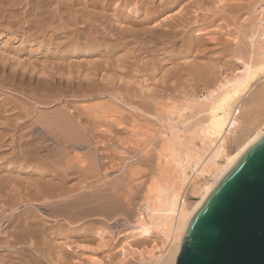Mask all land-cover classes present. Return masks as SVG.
Here are the masks:
<instances>
[{
    "label": "rangeland",
    "instance_id": "obj_1",
    "mask_svg": "<svg viewBox=\"0 0 264 264\" xmlns=\"http://www.w3.org/2000/svg\"><path fill=\"white\" fill-rule=\"evenodd\" d=\"M2 1L0 0V3H3L0 5L1 10H3V11L0 10V21H1L0 22V53H1L0 56H2L1 57L2 59L0 58L1 59L0 60V64H1L0 65V71H1L0 72V74H1L0 75V91H1L0 92V103L2 104L4 102L3 104L5 105L6 108L3 107L4 105L1 106V104H0V113H1L0 114V124H1L0 125V137L1 136L4 137V138L3 137L0 138V147H1L0 148V153H1V155H0V160H1L0 161V166H1L0 167V174L2 173L0 176L2 177V180L6 178L4 180L5 182H6V180H8V183L6 182L7 184H10L9 182L11 180L12 187L9 185L5 186L4 184H6V183L4 181L0 180V191L3 189L0 192V202H1L0 203V214H1L0 218L1 217L3 218V219L2 218L0 219V226H1L0 230L3 231V234L0 235V238H6L9 231L13 230L12 228L9 229L7 227V225H8L7 219L12 214V212L10 211L12 206H15V204H18L20 202L17 206H15V208H18V209H16V212H14V213L20 212V214H23L25 216L27 214V211H28V208L27 209L25 208V205L21 203L20 199L24 195V192L26 191V188L28 187V185L33 182L32 177H34V173H33V171L29 172L30 170H33V168L30 165L29 170H28V168L22 169L23 167L19 163L10 162L13 159L16 160V155H17V153H19L18 149L21 148L22 143L27 141L25 138L22 139V141H21L20 136H19V135H21L20 133L23 130H25V128H28V127H25L24 129L20 128L21 126L22 127L25 126V125H23V122H29V124H30L29 120L36 121L37 116H39V114L37 115V113L43 114L44 111H46V113H48V116H49L50 112L51 113L57 112L56 110L58 109L57 108L58 106H59V108L63 107V106H67L69 109H71V110L73 109L72 111H74V109H77L78 111H82L83 108L89 107L88 105H90V107H92V106L96 105L97 103L99 105L102 104L103 106L106 107L107 110L111 111L109 113L110 117L113 114H115V115H113L115 117L117 115H118L117 117H119V115H121L122 120L120 119L121 122H119V124H118V123H112L113 119H106L105 116L103 117V119L100 118V122L101 123L103 122L104 124L106 123L107 126H103L104 129H102V128L99 130L93 129V130H95V132H94L95 138H92V140H87L85 142L76 143L79 146L81 144H83V145H81L80 148L76 147V149L68 147L65 150L64 147H67L65 145V143L63 144V142L60 140L62 143L61 144L60 141L57 139L55 140V143L49 139H46V141L43 140V141H39V142H37V140H33L31 142L32 146H34V147L41 146L42 150H43L40 152V155L42 157L41 161L45 162L46 166H44L42 168L43 170H41L40 172L44 173L46 171L47 172L48 171H50V172L56 171L57 173H61V172L64 173L65 171H68V172L64 173V175L69 174L67 177V181H66V187H70V188L75 190L70 195L71 198H73V199L78 198L79 196L83 195V192H85V193H87L86 195H88V196L89 195L91 197L93 195L96 196L95 198L94 197H92V198L88 197L90 199L97 200L100 197H102L101 199H102L103 203L107 199L109 202L106 201L105 203H107V204L104 203V207H105L103 209L104 214H103V210H102L101 214L89 215V216L85 217V219H83L81 221H75L74 223H72L73 224L72 226H69V227H73L72 230L77 231V232H79V231L83 232V230H85L86 231L85 234L79 235V233H76L73 236H71L72 238L70 237L71 239H66V240L63 239L62 237H56V238L51 237L47 241L45 239L46 242H48V241L49 242L48 243L44 242L45 246L44 245L41 246L42 251H38L37 248L30 249L27 247L25 250H17V249L8 250L10 252H8V251L5 252L6 251L5 249H1L0 250V257H2L3 255L9 256L10 257L9 259L12 258L11 259L12 264H28L29 262H32V261L34 263H36V261H37V262H39V264H42V263L43 264H132L133 263L134 264V263H137V260L142 259V257H147L148 253L153 254L156 251H163L164 243L162 242V239L157 234H155L150 239H145V240L142 239V240H138V241L133 240L131 238H127V237H128V233L130 231L128 224H132V222L134 220L135 207L138 205V203L141 202V199L143 198V195L145 194L148 185L151 184L152 181H156V182H154L156 184L161 183L163 181V176H166L168 174V171L170 170L168 167V168H165V172H164L163 164L162 165L160 164L163 162V159L162 158L159 159V154L162 151V143L164 142V138H163L162 134L166 133V130L169 129L170 124H171L165 118H167L171 112H174L173 114H174L175 118H173L172 124L175 121L179 122V124L176 125L177 128H175V130H177L180 126V129H178V130H181V131L183 130V132H187V133H184L185 135L183 137V142L185 140H187V142H188L190 140V138L192 139V136L188 135V132H189L188 130H192L194 127H196L201 122H205L207 119V116L205 115L206 113L205 114L201 113L199 115L197 109L193 108L192 109L193 112H192V110H188L186 112H183V113H185V115L182 114L183 117L178 120L177 119V113H178L177 111L178 110L174 111L175 110L174 109V110L170 111V108L172 109V107L176 108L179 106V108H180V106H182V107L187 106V104L184 102H187L189 100H201L203 98V96L206 95V92L211 91L217 87L218 82H221L223 80V77H225V76H227L228 78L233 77V75L238 72L237 70L242 65L241 64L242 61L238 60V59H246L248 57V54L250 53L249 52L250 50L247 47L248 45H246V43L248 42L247 38L249 35L248 31L250 30L249 27L252 26V24H250L251 23L250 18L253 19V17H252L253 15H251V14H254V9L257 8L256 5L259 6L261 4L257 3V4H255V8H253L254 7V1L253 0H186V2L184 1L182 4H180V6L178 8L168 10L167 13H165V15H163V17H161L157 22L158 24H159V22H163V23L171 22V27L173 25V28H170V29L166 28L164 30H170L169 33H173L175 31H178V32L180 31L179 32L180 34L177 32V36L179 39L175 40L176 42L174 41L175 42L174 45L169 44L165 51L158 53L159 55L152 54V56H153V59H152V58H149L151 56V54H148V56H149L148 57L146 53L138 51V48H139L138 44H135V45L131 44V50L128 49V51H127V49L125 51V50L121 49L122 47L121 48L118 47V48H116V49H118L117 53H116V50L114 48L115 55L112 56V55L107 54L111 58H108V56L104 53L105 50L109 49V47L108 48L106 47L107 45L104 43V41L102 39H104L106 37L107 38L112 37V34L114 33L113 30L116 27L121 28V27H119L120 26L119 22H116V18L113 17V10L117 9L119 7L120 2H118L119 4L116 2V6L113 5L115 7L111 6V8H110V7L106 6V9H108V10L102 11V9L100 7L95 8V9H94V7L91 8V6H92L91 0H89V1L88 0H83V1L82 0H78V1L77 0L76 1L75 0H73V1L72 0H35L34 2L36 3V5L34 6V4H30L29 7H28L29 3H27V0L26 1L25 0L24 1L19 0L16 3L13 2L14 0H5L4 2H2ZM21 2L22 3L24 2V3L22 4ZM37 2H39V5L37 4ZM42 2H44V3L48 2L49 4L50 3H52V4H50V5L47 4L46 6L44 5L42 8L38 9L37 7L41 6ZM59 3H64L65 6L62 8H59ZM24 4H25V7L27 9L24 6L22 8V5H24ZM79 4H81L82 6ZM185 5H186V7H185ZM17 6H19L20 8ZM9 9L11 10V12ZM57 9H58V11H57ZM93 9H94V11H93ZM99 9H101V10H99ZM22 11L25 15L23 13H22L23 15L21 14ZM170 11H172L171 14H170ZM27 12H29V13H27ZM53 12H55V13H53ZM66 12H69L70 15H68ZM14 13H16V14L19 13V14L16 15ZM12 14L15 15L16 19L14 18V16ZM101 14L102 15L106 14L110 18V22L107 21V23L104 24V26H102L101 22H100V19L104 21ZM26 15H28V16H26ZM72 16L74 18L76 17L75 18L76 22L73 23V24H76V26H77L76 28H75V25L71 24V22L69 23V21H75V20H73L74 18L72 19ZM9 17H10V20H9ZM25 17H27V19ZM30 17H32V18H30ZM58 17H59V19H58ZM64 17H65V19H64ZM89 17H91V18H89ZM171 17L173 19H171ZM176 17H178V18H176ZM66 18L68 19V21L66 20ZM69 18H70V20H69ZM180 18H181V20H179ZM38 19L40 21H38ZM166 19H168V20H166ZM174 19H176V20H174ZM6 20H8V21H6ZM17 20H19V21H17ZM186 20L188 22L187 24H185ZM84 21L87 22L85 25H84ZM88 21L90 23H88ZM176 21H177V23H179V25H184V26H177L176 25L177 23H175ZM181 21H182V23H181ZM5 22L6 23L10 22L11 24H13L15 22L13 24L15 27H12L13 25H11L9 23H8L9 24V26H8ZM67 23H69V25ZM157 23H150L149 25H150V27H152V26L156 27L158 25ZM173 23L175 24V27H174ZM2 24L3 25L6 24V25L3 26ZM46 24H47V26H46ZM149 25H148V27H149ZM36 26H37V28H36ZM198 26L203 31L201 32V35L199 34L197 36V33H195L194 28H196ZM247 26H249V27H247ZM92 27H93V29H92ZM181 27H182V29H181ZM108 28H110V31L112 34L110 33ZM122 28H123V25H122ZM174 28H177V29H174ZM128 29L131 30L130 26L126 27V30H128ZM28 31L30 32V34ZM108 31H109V33H108ZM76 32H80V33L85 32V34L83 35V38L80 39L81 40L80 41L81 46L79 48L81 50L85 49L84 45L82 46V44H84V42L88 38V35H91V34L96 33V32L100 33L98 35V43L97 44H99V43L102 44V45H100L101 47L98 49L97 45H95L96 46L95 51L85 49V51H87V53L80 51V49H78L79 52H77L78 50H75V51L69 50V49H72L68 46L76 38ZM105 32H107V33H105ZM31 34L32 35L35 34V35L32 36ZM17 35H19V36H17ZM51 35H53V36H51ZM20 36H22V37H20ZM92 36H95V35L93 34ZM58 37L62 40L57 39ZM190 38L192 40H190ZM28 41H31V42H28ZM5 42H7V43H5ZM193 42H195V43H193ZM196 43H199V44H196ZM200 44H201V46H199ZM202 45H203V47H202ZM38 47H40V48H38ZM45 47H48V48L46 49ZM133 47H134V49H133ZM197 47H199V48H197ZM53 48H54V51H52ZM66 48L68 49V51H64V50H66ZM242 48H243V51L240 50ZM37 49H39V50H37ZM135 49H137V51L139 52V53L137 52L138 54L136 52H134ZM43 50H44V52H43ZM101 50L102 51L104 50V51L100 53ZM15 51H17V52H15ZM6 52H7L6 55L10 54V55H8L9 56L8 58H6V55H5ZM75 53H77V54H75ZM142 53L146 54V55H143ZM3 54L5 55L4 61H3V56H4ZM101 54H104L107 57L102 56ZM168 54L170 57L168 56ZM14 56H15V58H14ZM45 56H48V59ZM114 56H116L119 59L115 58ZM11 57H12V61L15 60L14 62L17 64H14V62L12 63V61L10 60ZM147 57L149 58V60ZM13 58H14V60H13ZM58 58H60V59H58ZM103 58L107 59V60L110 59V60L107 62V60L104 61ZM201 58H203V59H201ZM112 59H114V60H112ZM171 59H172V61H171ZM173 59H175V60H173ZM204 59L206 62L204 61ZM30 60H31V62H30ZM150 60H152V62H149ZM153 60L158 61V62H156L154 64ZM202 60L204 61L203 64H202ZM18 61H20L19 62L20 65L18 64ZM26 61H28V62H26ZM51 61H54V62H51ZM58 61H62L64 63L60 62V64H58L59 63ZM167 61H170V63H168ZM210 61H215L216 64L213 62L211 63ZM43 62H45V63L43 64ZM55 62H57V63H55ZM67 62H69V63H67ZM113 62H116V63H113ZM163 62H164V64H163ZM172 62H174L173 65H172ZM104 63H106V64H104ZM111 63H112V65H111ZM197 63L199 65V67H198V65L196 67ZM199 63L201 64V68H200ZM204 63H206V64L209 63L208 66L210 65L211 67L209 66V69H208L207 68L208 66L207 65L204 66L205 65ZM2 64H4V66ZM9 64L10 65L14 64V67L12 65L10 66ZM21 64L22 65L24 64L25 66L23 65V67H21L22 66ZM39 64H40V66H41V64H43V65L40 67ZM62 64H63V66H62ZM191 64H192V67L190 66ZM193 64H195V66ZM28 65H30V66H28ZM106 65H108V67ZM116 65L118 66V68L116 67ZM148 65H150V67L153 68L152 70H155L156 72L151 71L150 70L151 68L148 67ZM9 66H10V69H9ZM15 66H16V68H15ZM35 66L38 70L42 69V67H43V69L40 70V72L43 71V72H41L42 75L40 74V72L37 69H35ZM102 66H104V68ZM112 66H114V67H112ZM187 66H189L190 69L189 70L187 69V71H186V69H184V67L189 68ZM230 66H231V68H230ZM26 67H28V68L30 67L31 69L34 67L35 70L33 69L34 70L33 71L29 68L30 71H28L29 69ZM165 67L167 68L166 69L167 72L165 70ZM226 67H227V69H226ZM4 68L7 70H4ZM23 68L25 69V71H28L30 73V75H28V72L27 73L24 72ZM115 68L118 71H115L116 70ZM155 68H157V69H155ZM191 68L192 69H194V68L199 69L200 68L199 71L202 69L199 74L200 75L204 74L203 75L204 77L202 76L203 80H202V78L200 79L201 76L199 77V80L197 79L199 74L192 75L191 72L195 73L194 72L195 69L192 70ZM74 69H76V71ZM158 69L161 71H159ZM204 69H206V70H204ZM207 69L209 70V72ZM228 69H229V71H228ZM8 70H11L10 71L11 76L14 75V74H11V72H13V73L16 72L15 77L16 78L18 76L19 77L17 79L15 77H11L10 79H12L13 82L9 81L8 78L10 77V75H9ZM50 70H51V72H50ZM54 70L56 72H54ZM77 70L79 72L83 70L82 72L84 75L81 72V75H82L81 76L80 73L77 72ZM93 70L96 72H94ZM162 70L166 72V73L163 72V75L161 74ZM175 70H177V71H175ZM7 71H8V73H7ZM18 71H19V73H18ZM31 71L33 73V76H31L32 75ZM85 71L88 72L89 74H87ZM91 71L96 75L91 73ZM199 71L197 70L196 72L198 73ZM206 71L208 74L205 73ZM211 71H213V72H211ZM23 72H24V74H23ZM46 72H50L51 77L49 75H47ZM52 72H54L55 74L52 75L53 74ZM62 72H63V75H62ZM71 72H72V74L74 72H76V73H74V76H73L72 74H70ZM103 72L104 73L106 72V73L104 74ZM158 72H160V73H158ZM110 73L115 74V76L109 75ZM22 74L24 75V77ZM56 74L57 75L59 74L58 76L62 75V77L64 78V82H63L62 77H58ZM100 74H102V77ZM166 74H168V75H166ZM219 74H221V75H219ZM68 75H72V76L69 77ZM89 75L94 76L95 79L93 80V77L90 78ZM209 75L211 77L208 79ZM214 75H217L219 77V80H218L217 76L215 77ZM5 76H7V77H5ZM52 76L56 77V78L53 77L55 80L52 79ZM80 76L83 77L84 79H81ZM88 76H89V78H86ZM107 76L109 79L107 78ZM111 76H114L113 78L116 80V82H114V79H112ZM127 76L130 78V81H129V78ZM205 76H207V77H205ZM25 77L28 79L26 80ZM48 77H49V79H51L52 83H54L55 81H57V82H55L54 84H51ZM123 77H124V79H123ZM213 77H215V79ZM6 78H7V80H5ZM35 78H37V80ZM70 78H72L73 81H71ZM85 78H86V81H88L90 79L89 81H91L92 83L95 80H97L95 82H98L99 80L100 81L98 82L99 84H95V82H94L92 85L91 82H89V83L86 82ZM121 78H122L123 82L121 81ZM159 78H161L160 79L161 82H159L157 80ZM162 78L163 79L165 78V79L162 80ZM194 78H196V80H194ZM43 79H46L47 81L43 80ZM56 79H60V80H56ZM204 79L206 82V84H204L205 86L203 85V83H205V82H203ZM19 80L21 82L23 81L22 82L23 84L19 83L20 82ZM33 80L35 82H40L42 80L40 82V84L38 83V85H40V86L38 87L37 83L33 84V83H35ZM68 80L71 82H68ZM137 80H139V82ZM211 80H216V81L211 82ZM30 81L31 82L33 81V82L30 83ZM48 81H49V83H48ZM60 81H61V83H60ZM77 81H80V82H77ZM82 81H85V82H82ZM155 81H156V83H154ZM162 81L165 83H162ZM169 81H171V82H169ZM194 81H197V82L199 81L198 84H197V82H195L196 87L194 86L195 85L193 83ZM135 82H138L139 84H137ZM151 82H152V84H151ZM157 82L160 84H158ZM201 82H202V84H201ZM257 82H258V80H256V82L253 84L256 85ZM14 83L15 84L19 83V88H20L21 92H20V90H18V92H17V91H14V89H12L13 88L12 85ZM56 83L59 84V86ZM77 83H79V84L83 83L85 86H87L89 88L85 87L83 84H81L82 87H80ZM90 83H91V86H90ZM109 83L112 86H110ZM115 83H117V84L119 83L120 85L116 84V86H115ZM130 83H131V86H130ZM142 83L144 86L142 85ZM28 84L29 85L31 84L30 87ZM41 84H42V86H41ZM67 84L69 86H71V84H72V86L71 87L67 86V87L63 88ZM87 84H89V85H87ZM100 84H102V85H100ZM135 84H137L136 87L134 86ZM76 85H77V87L79 86V88H78L79 90H76L77 89ZM119 86H121V88L118 89ZM128 86H130L131 89H133L134 87L136 88V89L135 88L133 89L135 92H133V93L131 92L129 96L127 94H125V91H124V87L126 88ZM152 86L155 88L152 89ZM156 86H157V88H156ZM27 87H29V88H27ZM104 87H107L110 90L107 92L113 91V94L118 99L116 100L113 96H110V95L109 96L105 95L103 97H99L96 100H93V98H88V97L97 95L96 93L91 94L93 88L98 93V91L102 90ZM193 87L195 88L196 91L194 90ZM198 87H201V88H198ZM72 88H74V89H72ZM209 88H211V89H209ZM38 89H39V91H38ZM154 89H158V90L154 91ZM28 90H31V91H29L30 93L28 92ZM161 90L162 91L164 90V91L161 92ZM65 91H68L71 95L70 94L69 95L63 94L62 92H65ZM153 91H154V93H153ZM166 92H168V93L166 94ZM174 93H176V94H174ZM20 94H21V96H20ZM29 94H32V95H29ZM62 94H63V96H62ZM135 95H136V97H135ZM137 96H139V97L137 98ZM140 97H142V98L144 97L146 99L147 103L143 104L146 106L142 105V100L140 99ZM166 97H168V98L166 99ZM25 98H27V99H25ZM5 99L9 100L11 102L3 101ZM99 99H101V100H99ZM134 99H136V101L139 103L138 104L135 103ZM59 100H61V101H59ZM65 100H66V104L64 102ZM115 100H116V102H115ZM128 100H130L129 101L130 103L132 101L133 102L130 104L128 102ZM164 100H165V102H168V103L166 104L165 102H163ZM62 101L64 103H62ZM89 101L92 103H90ZM101 101H104V102H101ZM170 101H171V103H170ZM26 102H28V103H26ZM106 102H108V103H106ZM172 102L174 104L176 103V107H174L175 105L174 106L172 105L170 107V105L173 104ZM7 103L10 106V107H8L9 109L7 108ZM38 103H42V106L44 105V103L45 104L49 103V105H48L49 109L50 108L53 109L55 107L53 109L54 111L53 110L50 111L51 109L49 110L48 107H42L41 104H38ZM110 103H111V105H110ZM121 103L123 105H126V104L132 105L131 107H136L138 105L140 107L142 106L140 109L145 111L147 115L143 116L142 114H140V112H133L129 109V107L127 105L126 106L128 108L123 106ZM161 103H163V104H161ZM134 104H136V105H134ZM147 104H150L152 106H150V105L147 106ZM159 104L162 106L160 107ZM13 105H14V108H13ZM27 105L29 107H27ZM119 105H120V107H119ZM166 105L168 106V108ZM32 106H34L37 109L39 108L37 113L32 111L33 110ZM82 106H86V107H82ZM151 107L153 108L154 111H156V113L151 111L152 110ZM154 107H155V109H154ZM24 108H26V109H24ZM42 108L45 110H43ZM46 108L50 112L49 111L47 112ZM119 108L120 109L125 108V111L123 112V110L121 111ZM136 108H138V107H136ZM162 108H164V109L166 108L165 109L166 113L164 112V109H162ZM145 109H147V110H145ZM12 110H16V111L13 112ZM162 110H163V112H161ZM41 111H43V112H41ZM75 112H77V111H75ZM2 113H4V114H2ZM13 113H14V115H13ZM33 113H35V114H33ZM151 113H153V114H151ZM10 114H11V116H9ZM45 114H44V117H45ZM129 114H130V116H129ZM197 114H198V116H197ZM16 115H18L19 117L17 116V118H16L15 117ZM32 115L34 117L36 115V120ZM155 115H158V116H156L157 118L152 117ZM190 115H191V117H190ZM48 116L46 114V117H48ZM131 116H132V118H130ZM8 117L10 120L4 119V118H8ZM10 117L11 118L14 117V118L11 119ZM40 117H42L41 114H40ZM126 117H129V118H126ZM133 117L135 119H133ZM193 117L196 119H194ZM1 118H3V119H1ZM137 118H138V120H137ZM190 118H191V120H190ZM15 119H16V121H15ZM192 119H194V120H192ZM197 119H198V123H196ZM11 120H13V121H11ZM123 120H125V121H123ZM139 120L141 122H139ZM1 121H3V122H1ZM132 121L134 123H132ZM18 122H20V123H18ZM127 122H130V123H127ZM29 124H27V125H29ZM36 125H37V123H36ZM38 125H40V124H38ZM1 127H3V128H1ZM37 127L42 128L44 131L46 130V128H43L41 125L35 126V129ZM33 128L34 127H32V129ZM106 129L110 130L111 132L110 133L105 132ZM27 130H29V128ZM27 130H25V131H27ZM128 130H130V131H128ZM47 132H49V131H47ZM160 133H161V135H160ZM15 134H17V135H15ZM116 134H117V136H116ZM49 138H50V136H49ZM184 138H186V139H184ZM5 140H7V141H5ZM56 141H57V143H59L61 145L58 146ZM114 141H116V142H114ZM6 142H8V143H6ZM1 143L4 145H2ZM119 143H120V145H118ZM193 143L197 147L201 146L199 140H195ZM51 144H52V146H51ZM7 145H9V146L7 147ZM4 146L6 147L5 149H3ZM9 147H11V148L13 147V148L11 149ZM47 148H48V150H47ZM232 149H233V146L231 144H229V150L231 151ZM2 150L4 152H6V154H4V152ZM7 150H9L8 151L9 153L12 150V153L9 155ZM14 150L16 151L15 152L16 154H14ZM57 150H59V151H57ZM99 150H104V151H99ZM43 152H45L46 154ZM58 152L59 153L61 152L60 156H59ZM2 153L4 155H2ZM47 153H48V155H47ZM56 153L58 154V156H57L58 158L57 157L55 159L53 158V160H54L53 162H48L49 160H45L44 156L50 157V155H52V156L54 154L57 155ZM66 155L68 158L70 156V160L68 158H66ZM87 155H88V157H87ZM110 155H111V161H110V157H109ZM62 156H65V157H62ZM73 156H77V157H73ZM71 157L74 158L73 161L71 160L72 159ZM1 158H4V160H2ZM63 158L68 159L67 162H65L66 165H67V163L71 165L72 162H75V164H77V165L76 166H75V164L71 165V166L68 165L69 167L65 168L66 165L62 164V163H64ZM78 158H79L78 163H80V164L76 163ZM66 159H65V161H66ZM55 161H56V163H54ZM58 161H59V163H58ZM81 161H86V163L85 162L81 163ZM8 162L10 164L13 163L12 166L10 165L9 167H7V164H9ZM60 162H61V164H60ZM108 162H110V163H108ZM16 164H18V165H16ZM104 164L108 165L109 168H108V166H106ZM60 165H62V166H60ZM105 166L108 168V170ZM14 168L19 169V171L17 169H16L17 170L16 171ZM11 169H13V171ZM166 169H169V170H166ZM23 170L26 173L22 172ZM3 172H4V174H6V173L7 174L4 175ZM18 172H22V173L18 174ZM74 172H75V174H74ZM16 173H17V176L19 175L18 177L16 176ZM31 173L33 174V176ZM76 173L78 175L79 174H81V175L78 176ZM2 175H4V176H2ZM22 175L23 176L25 175L27 180L29 179L28 181L31 183H29V182H27L29 184L24 183L23 181H26V178H24L25 176L23 177ZM27 175H28V177H27ZM188 175H191L190 172ZM5 176H9V179L12 178L10 176H13L14 178L9 180V179H7L8 177H5ZM15 176H16V178H15ZM161 176H162V178H161ZM21 177L24 179H22ZM48 177L49 176H46V178H48ZM88 177H89L90 181H89V179H87ZM97 177H98V179H97ZM104 177H107L108 179L104 178ZM17 178L19 179L18 181H20V182L16 181ZM93 178H95V179H93ZM14 179H16V180H14ZM48 179H51V178H48ZM102 179L105 181H103ZM156 179H158V180H156ZM21 180H23L22 181L23 183H21ZM92 180H94V181H92ZM96 180H97V182L100 180L98 182L99 184L96 182ZM15 181H16V183H19V184L14 183ZM102 181H103V183H100ZM3 182H4V184H3ZM93 182H95L96 184ZM15 184L17 185V187H21V188H17ZM21 184H23V186H21ZM24 184H26V187L24 186ZM3 185L5 186V188ZM81 185H82V187H81ZM86 185H88V187L89 186L90 187L86 188ZM158 185H160V184H158ZM84 186H85V188H84ZM21 189H23V190H21ZM81 190H83V191H81ZM113 193H115V194H113ZM77 194H78V196H77ZM100 194H101V196H100ZM104 194H105V197L102 196ZM106 194H107V196H106ZM98 195L100 197H97ZM18 196L19 197L21 196V197L19 198ZM72 196H75V197H72ZM113 197H116V198H113ZM52 201H57V200L52 199L51 201H49V203H51ZM106 207L109 209V214H108V212H106V211H108V210H106L107 209ZM38 214L41 215L40 212H38ZM41 218H44L46 220L51 221V219H49V217H46V216L44 217V215H41ZM78 222H80V223H78ZM50 223L51 222H49L47 225H51ZM69 227L63 226V229L65 228L64 231L68 230ZM3 228H5L6 230H4ZM74 228H76V229H74ZM96 230L103 232L102 233L103 236L101 238L95 234V233H97ZM6 231H7V233H6ZM71 232L72 231H69V233H71ZM86 237H87V239H85ZM57 238H59V239H57ZM83 240H85V241H83ZM31 241L33 243H37V242H40L41 239L32 238ZM80 241H81V244H80ZM61 242L66 243V244L67 243L71 244V246L74 245V246H72L73 248H75L78 245L77 246L78 248H76V250L77 249L78 250L76 251L74 249V251H71V252L68 251L67 255L69 258L65 259V257L67 255L65 254L64 249H63L64 253L62 254V256H63L64 260H62V256H58L60 254V252H58V250L56 248V246L62 244ZM83 242H84V244H82ZM126 242H129L130 247H128L125 244ZM51 246H53V248L54 247L55 248L50 249ZM20 247L21 246H19L17 248H20ZM79 248H81V249H79ZM124 249L127 250V252L125 254L123 252ZM3 250H4V252H3ZM24 251H25V253H24ZM5 253H6V255H5ZM14 254H15V256H13ZM36 254H38V256ZM64 254H65V256H64ZM23 257H26V259ZM43 259H44V262H43ZM152 259H153V257H152ZM26 260H28V261H26Z\"/></svg>",
    "mask_w": 264,
    "mask_h": 264
},
{
    "label": "bare ground",
    "instance_id": "obj_2",
    "mask_svg": "<svg viewBox=\"0 0 264 264\" xmlns=\"http://www.w3.org/2000/svg\"><path fill=\"white\" fill-rule=\"evenodd\" d=\"M2 1V0H1ZM5 0H3L2 2H4ZM19 0H14L13 2L16 3L18 2ZM22 1V0H20ZM24 1V0H23ZM26 1V0H25ZM35 0H27V3L28 4V7L30 4H34V6L36 5V3L34 2ZM73 1V0H72ZM76 1V0H75ZM78 1V0H77ZM83 1V0H82ZM89 1V0H88ZM186 2V0H91V8L94 7L95 8H101L102 11H107L108 9H106V6L110 7L115 5L116 6V2H120V5L117 9H114L113 10V17L116 18V22H119V27L121 28H115L113 31L114 33L112 34L111 31H110V28L109 31L110 33L112 34V37L110 38H104L102 39L104 41V43L107 45L106 47L109 49L108 50H105V54L107 55H115V50H116V53H117V50L116 48L118 47H122L121 49L125 50L128 49L131 50V44L135 45V44H138L139 45V48H138V51L139 52H143V53H146L147 56L148 54H157L159 55L158 53L162 52V51H165L168 47L169 44H173L176 42L175 40H178V36H177V32L178 31H175L173 33H169L170 30H164V29H170V28H173V25L171 27V22L169 23H163V22H159V24L157 23L158 20L163 17V15H165V13H167L168 10H172V9H176L180 6V4H182L183 2ZM254 1V7L255 8V4H261V5H256L257 8L254 9V14H251L253 15V19L250 18L251 20V23L252 26H247L249 27V31H248V38H247V43L246 45H248L247 47L249 48V54H248V57L246 59H238V60H241L242 61V65L241 67L237 70L238 72L235 73L233 75V77H223V80L221 82H218L217 84V87L211 91H208L206 92V95L203 96V98L201 100H189L187 102H184L187 104V106H179L176 107V103L174 104H171L170 107L173 105H175L174 107L176 108H173L172 109L170 108V111L171 110H174V111H177V119H181L183 117L182 114L185 115V113L183 112H186L188 110H192L193 108H196L197 111H198V114L200 115L201 113L205 114L207 116V119L205 122H199L200 124H198L196 127H194L192 130H188V135H191L192 136V139L190 138V140L187 142V140H185L183 142V137H184V133H187V132H183V130H178L180 129V126L177 130H175L176 125L179 124V122H173V118H175L174 116V112H171L170 113V117L168 116L167 118V121L170 124V127L169 129L166 130V133H163V138H164V142L162 143V151L161 153L159 154V159L162 158L163 159V162L160 163L161 165L163 164V170L165 172V168H168L169 169H166V170H169L168 171V174L166 176H163V181L161 183H154L156 181H152L151 184L148 185L147 189H146V192L145 194L143 195V198L141 199V202L138 203V205L135 207V213H134V220L132 222V224H128V227H129V233H128V237L127 238H131L133 240H145V239H150L152 238L155 234H157L161 239H162V242L164 243V249L163 251H156L155 253L151 254V253H148L147 254V257H142V259H139L137 260V263H134V264H175L176 263V259H177V256L179 255V252L181 250V246H182V243H183V238H184V235L192 221V219L194 218V216L196 215V213L198 212V210L201 208V206L203 205V203L205 202V200L208 198V196L211 194V192L221 183V181L226 177V175L233 169V167L243 158V156L258 142L260 141L263 137H264V0H253ZM10 2V1H9ZM70 2V1H69ZM85 2V1H84ZM22 3V2H21ZM24 3V2H23ZM22 3V4H23ZM83 3V2H82ZM81 3V4H82ZM3 4V3H0V5ZM37 4L39 5V2H37ZM47 4H49L48 2H42V5L37 7L38 9L42 8L44 5L46 6ZM52 4V3H50ZM49 4V5H50ZM79 4V5H81ZM84 4V3H83ZM82 4V5H83ZM119 4V3H118ZM117 4V5H118ZM67 5V4H66ZM73 5V4H72ZM75 5V4H74ZM77 5V4H76ZM81 5V6H82ZM20 6V5H19ZM17 6V7H19ZM23 6L25 7V4L22 5V8ZM27 6V5H26ZM65 4L64 3H59V8H62L64 7ZM113 6V7H115ZM21 7V6H20ZM19 7V8H20ZM52 7V6H51ZM73 7V6H72ZM87 7V6H86ZM184 7V6H183ZM186 7V5H185ZM26 8V7H25ZM50 8V7H49ZM74 8V7H73ZM89 8V7H88ZM5 9V8H4ZM12 9V8H11ZM27 9V8H26ZM52 9V8H51ZM86 9V8H85ZM93 9V11H94ZM99 9V10H101ZM1 10V8H0ZM10 10V9H9ZM13 10V9H12ZM17 10V9H16ZM19 10V9H18ZM48 10V9H47ZM253 10V9H252ZM3 11V10H1ZM6 11V10H5ZM28 11V10H27ZM35 11V10H34ZM58 11V9H57ZM63 11V10H62ZM175 11V10H174ZM11 12V10H10ZM13 12V11H12ZM79 12V11H78ZM172 11H170V14H171ZM23 13V11L21 12V14ZM29 13V12H27ZM35 13V12H34ZM40 13V12H39ZM52 13V12H51ZM55 13V12H53ZM68 15L69 12H66ZM107 13V12H106ZM5 14V13H4ZM16 14V13H14ZM19 14V13H17ZM16 14V15H17ZM24 14V13H23ZM22 14V15H23ZM89 14V13H88ZM92 14V13H91ZM103 14V13H102ZM101 14V15H102ZM3 15V14H2ZM6 15V14H5ZM13 15V14H12ZM25 15V14H24ZM34 15V14H33ZM53 15V14H52ZM72 15V14H71ZM167 15V14H166ZM181 15V14H180ZM14 18H15V15H13ZM28 16V15H26ZM74 16V15H73ZM72 16V19L74 18ZM83 16V15H82ZM249 16V15H248ZM12 17V16H11ZM18 17V16H17ZM34 17V16H33ZM37 17V16H36ZM103 20L100 19V22H101V25L104 26V24L107 23V21L110 22V18L109 16H107L106 14L105 15H102ZM13 18V17H12ZM27 19V17H25ZM32 18V17H30ZM57 18V17H56ZM55 18V19H56ZM76 18V17H75ZM75 18L73 20H75ZM91 18V17H89ZM178 18V17H176ZM3 19V18H2ZM16 19V18H15ZM19 19V18H18ZM24 19V18H23ZM36 19V18H35ZM59 19V17H58ZM61 19V18H60ZM65 19V17H64ZM171 19H173L171 17ZM186 19V18H185ZM249 19V18H248ZM9 20H10V17H9ZM66 20L68 21V19L66 18ZM70 20V18H69ZM168 20V19H166ZM176 20V19H174ZM181 20V18L179 19ZM3 21V20H2ZM8 21V20H6ZM19 21V20H17ZM36 21V20H35ZM38 21H40L38 19ZM66 21V22H67ZM178 21V20H177ZM177 21L175 23H177ZM1 22V21H0ZM4 22V21H3ZM71 22L72 25H75V28L77 27L76 24H73L76 22L75 21H69V23ZM6 23V22H5ZM11 24L10 22H7L6 24L9 26V24ZM13 23V22H12ZM15 23V22H14ZM13 23V24H14ZM38 23V22H37ZM42 23V22H41ZM69 23H67L69 25ZM87 22L84 21V25L86 24ZM88 23H90L88 21ZM150 23H157L158 25L155 27V26H152L150 27ZM182 23V21H181ZM187 20H186V23L187 24ZM249 23V22H248ZM5 24V25H6ZM11 24V25H13ZM25 24V23H24ZM23 24V25H24ZM70 24V25H71ZM117 24V23H116ZM174 24V23H173ZM184 24V23H183ZM249 24V25H250ZM3 25V24H2ZM3 25V26H5ZM26 25V24H25ZM24 25V26H25ZM63 25V24H62ZM118 25V24H117ZM122 25H123V28H122ZM149 25V27H148ZM177 26H184V25H179V23L176 24ZM47 26V24H46ZM45 26V27H46ZM80 26V25H79ZM91 26V25H90ZM129 27L130 26V29L131 30H126V27ZM176 26V27H177ZM186 26V25H185ZM12 27H15L14 25ZM59 27V26H58ZM110 27V26H109ZM132 27V28H131ZM174 27H175V24H174ZM37 28V26H36ZM35 28V29H36ZM64 28V27H63ZM88 28V27H87ZM95 28V27H94ZM186 28V27H185ZM184 28V29H185ZM34 29V30H35ZM93 29V27H92ZM174 29H177V28H174ZM182 29V27H181ZM195 30V33H197V36L200 34L201 35V32L203 31L199 26L194 28ZM246 29V28H245ZM65 30V29H64ZM69 30V29H68ZM78 30V29H77ZM85 30V29H84ZM14 31V30H13ZM56 31V30H55ZM92 31V30H91ZM107 31V30H106ZM108 31V33H109ZM5 32V31H4ZM29 32V31H28ZM27 32V33H28ZM37 32V31H36ZM90 32V31H89ZM180 32V31H179ZM178 32V33H179ZM107 33V32H105ZM7 34V33H6ZM16 34V33H15ZM14 34V35H15ZM30 34V32H29ZM85 34L84 33H80V32H76V38L69 44L68 47L72 48V49H69V50H78L80 49L79 47L81 46V38H83V35ZM95 35V36H92V35ZM91 35H88V38L86 39V41L84 42V44H82V46L84 45L85 49L87 50H93L95 51V45H97L98 49L101 47L100 45L102 44H97L98 43V35L100 33H93ZM110 34V35H111ZM180 34V33H179ZM32 35V34H31ZM35 35V34H33ZM32 35V36H33ZM109 35V34H108ZM12 36V35H11ZM19 36V35H17ZM53 36V35H51ZM181 36V35H180ZM15 37V36H14ZM22 37V36H20ZM35 37V36H34ZM109 37V36H108ZM113 38V39H112ZM192 38V37H191ZM190 38V40H192ZM21 39V38H20ZM38 39V38H37ZM49 39V38H48ZM57 39H60L59 37ZM15 40V39H14ZM25 40V39H24ZM52 40V39H51ZM62 40V39H60ZM181 40V39H180ZM199 40V39H198ZM39 41V40H38ZM83 41V40H82ZM175 41V42H174ZM25 42V41H24ZM28 42H31V41H28ZM57 42V41H56ZM192 42V41H191ZM199 42V41H198ZM7 43V42H5ZM33 43V42H32ZM195 43V42H193ZM200 43V42H199ZM199 43H196V44H199ZM22 44V43H21ZM31 44V43H30ZM202 44V43H201ZM201 44L199 46H201ZM41 45V44H40ZM193 45V44H192ZM245 45V44H244ZM45 46V45H44ZM129 46V47H128ZM197 46V45H196ZM12 47V46H11ZM56 47V46H55ZM105 47V48H106ZM185 47V46H184ZM203 47V45H202ZM40 48V47H38ZM44 48V47H43ZM46 49L48 47H45ZM62 48V47H61ZM113 48V49H112ZM115 48V50H114ZM119 48V49H120ZM199 48V47H197ZM59 49V48H58ZM83 49V48H82ZM85 49L81 50L82 52H86ZM134 49V47H133ZM132 49V50H133ZM195 49V48H194ZM39 50V49H37ZM61 50V49H60ZM243 51V48L240 49ZM54 51V48L53 50ZM59 51V50H58ZM62 51V50H61ZM64 51H68V49L66 48V50ZM104 51V50H103ZM102 50L100 51L103 52ZM122 51V50H121ZM120 51V52H121ZM137 49H135L134 52H138ZM12 52V51H11ZM17 52V51H15ZM44 52V50H43ZM63 52V51H62ZM79 52V50L77 51ZM91 52V51H90ZM97 52V51H96ZM99 52V51H98ZM119 52V51H118ZM138 52V53H139ZM13 53V52H12ZM11 53V54H12ZM41 53V52H40ZM47 53V52H46ZM52 53V52H51ZM59 53V52H58ZM127 53V52H126ZM131 53V52H130ZM137 53V54H138ZM142 53V54H143ZM210 53V52H209ZM243 53V52H242ZM241 53V54H242ZM248 53V52H247ZM1 54V53H0ZM7 54V52L5 53V55ZM62 54V53H61ZM72 54V53H71ZM77 54V53H75ZM82 54V53H81ZM80 54V55H81ZM119 54V53H118ZM146 54H143V55H146ZM163 54V53H162ZM211 54V53H210ZM4 55V54H3ZM5 55L3 56V61H4V58H5ZM10 55V54H8ZM6 55V58H8L9 56ZM14 55V54H13ZM12 55V56H13ZM45 55V54H44ZM58 55V54H57ZM74 55V54H73ZM72 55V56H73ZM102 56H106L104 54H101ZM100 55V56H101ZM107 55V56H108ZM164 55V54H163ZM162 55V56H163ZM53 56V55H52ZM62 56V55H61ZM106 56V57H107ZM117 56V55H116ZM116 56H114L115 58H117ZM126 56V55H125ZM149 57V58H152L153 59V56L152 57ZM161 56V55H160ZM169 56V54H168ZM2 56H0L1 58ZM47 57L48 59V56H45ZM69 57V56H68ZM77 57V56H76ZM113 57V58H114ZM147 57V58H148ZM170 57V56H169ZM15 58V56H14ZM13 58V60H14ZM55 58V57H54ZM101 58V57H100ZM108 58H111L108 56ZM140 58V57H139ZM148 58V60H149ZM2 59V58H1ZM0 59V60H1ZM46 59V60H47ZM51 59V58H50ZM60 59V58H58ZM62 59V58H61ZM68 59V58H67ZM119 59V58H117ZM161 59V58H160ZM168 59V58H167ZM203 59V58H201ZM213 59V58H212ZM6 60V59H5ZM8 60V59H7ZM12 61V57L10 59ZM54 60V59H53ZM103 60H107V59H104ZM110 60V59H109ZM107 60V62L109 61ZM114 60V59H112ZM116 60V59H115ZM124 60V59H123ZM132 60V59H131ZM156 60V59H155ZM158 60V59H157ZM164 60V59H163ZM170 60V59H169ZM175 60V59H173ZM200 60V59H199ZM15 61V60H14ZM12 61V63L14 62ZM22 61V60H21ZM55 61V60H54ZM54 61H51V62H54ZM69 61V60H68ZM120 61V60H119ZM122 61V60H121ZM161 61V60H160ZM172 61V59H171ZM205 61V59H204ZM202 60V64L204 62ZM208 61V60H207ZM20 61H18V64H19ZM28 62V61H26ZM31 62V60H30ZM60 64V62L62 61H58ZM101 62V61H100ZM149 62H152V60H150ZM154 64L158 61H154ZM162 62V61H161ZM165 62V61H164ZM163 62V64H164ZM168 63H170V61H167ZM206 62V61H205ZM209 62V61H208ZM211 63H215V61H210ZM9 63V62H8ZM11 63V62H10ZM45 62H43L44 64ZM47 63V62H46ZM57 63V62H55ZM54 63V64H55ZM64 63V62H62ZM69 63V62H67ZM113 63H116V62H113ZM167 63V64H168ZM7 64V63H6ZM14 64H17L14 62ZM14 64H11L13 67H14ZM30 64V63H29ZM41 64V66L43 65ZM53 64V65H54ZM57 64V65H58ZM106 64V63H104ZM121 64V63H120ZM158 64V63H157ZM156 64V65H157ZM161 64V63H160ZM166 64V63H165ZM174 64V62H172V65ZM200 64V63H199ZM205 65L204 66H208L209 63H204ZM214 64V65H215ZM1 65V64H0ZM4 66V64H2ZM10 65V64H9ZM10 65V66H11ZM20 65V64H19ZM22 65V64H21ZM24 65V64H23ZM23 65L21 67H23ZM31 65V64H30ZM28 65V66H30ZM33 65V64H32ZM56 65V66H57ZM112 65V63H111ZM151 65V64H150ZM150 65H148V67H150ZM155 65V66H156ZM159 65V64H158ZM195 66V64H193ZM198 63L196 64V67H197ZM213 65V64H212ZM2 66V67H3ZM10 66H9V69H10ZM25 66V65H24ZM40 66V64H39ZM40 66V67H41ZM45 66V65H44ZM63 66V64H62ZM69 66V65H68ZM108 67V65H106ZM105 66V67H106ZM161 66V65H160ZM167 66V65H166ZM192 67V64L190 65ZM210 66V65H209ZM209 66L207 67L209 69ZM227 66V65H226ZM20 67V66H19ZM32 67V66H31ZM38 67V66H37ZM51 67V66H50ZM71 67V66H70ZM104 68V66H102ZM106 67V68H107ZM114 67V66H112ZM116 67L118 68V66L116 65ZM189 67V66H187ZM199 67V65H198ZM211 67V66H210ZM225 67V66H224ZM229 67V66H228ZM7 68V67H6ZM16 68V66H15ZM14 68V69H15ZM18 68V67H17ZM28 68V67H26ZM30 68V67H29ZM28 68V69H29ZM68 68V67H67ZM73 68V67H72ZM76 68V67H75ZM125 68V67H124ZM151 68V67H150ZM164 68V67H163ZM162 68V69H163ZM200 68H201V64H200ZM199 68V69H200ZM213 68V67H212ZM231 68V66H230ZM19 69V68H18ZM21 69V68H20ZM24 69V68H23ZM31 69V68H30ZM30 69L28 71H30ZM34 67L31 69L33 70ZM35 69L36 66H35ZM34 69V70H35ZM43 69V67H42ZM42 69H37L39 72L40 70ZM57 69V68H56ZM55 69V70H56ZM70 69V68H69ZM89 69V68H88ZM92 69V68H91ZM102 69V68H101ZM116 69V68H115ZM114 69V70H115ZM153 68H151L150 70L151 71H155V70H152ZM157 69V68H155ZM161 69V68H160ZM167 68L165 67V70ZM184 69H187L189 70V68H185ZM192 69V68H191ZM196 71L199 69L198 68H194ZM192 69V70H194ZM207 69V70H208ZM227 69V67H226ZM4 70H7L4 68ZM3 70V71H4ZM17 70V69H16ZM33 70V71H34ZM47 70V69H46ZM45 70V71H46ZM53 70V69H52ZM54 70V72H56ZM66 70V69H65ZM72 70V69H71ZM76 71V69H74ZM90 70V69H89ZM111 70V69H110ZM159 70V69H158ZM157 70V71H158ZM194 70L195 73L191 72L192 75L194 74H199L200 70L198 73ZM206 70V69H204ZM211 70V69H210ZM216 70V69H215ZM9 71V75H10V71L11 70H8ZM7 71V73H8ZM14 71V70H13ZM28 71H25L24 69V72H28ZM44 71V72H45ZM83 71V70H82ZM82 71H78L81 75V72ZM94 71V70H93ZM102 71V70H101ZM112 71V70H111ZM110 71V72H111ZM115 71H118L117 69ZM114 71V72H115ZM123 71V70H122ZM161 71V70H159ZM170 71V70H169ZM177 71V70H175ZM185 71V70H184ZM227 71V70H226ZM229 71V69H228ZM227 71V72H228ZM1 72V71H0ZM23 72V74H24ZM43 72V71H41ZM40 72V74H41ZM51 72V70H50ZM50 72H46L47 75L50 76ZM52 72L54 75L55 73ZM58 72V71H57ZM86 72V71H85ZM96 72V71H94ZM108 72V71H107ZM125 72V71H124ZM156 72V71H155ZM154 72V73H155ZM163 71L162 70V75H163ZM167 72V70H166ZM165 72V73H166ZM203 72V71H202ZM209 72V70H208ZM213 72V71H211ZM215 72V71H214ZM4 73V72H3ZM16 73V72H15ZM15 73L11 72V74H14L13 76L10 75V77L8 78L9 81L13 82L12 79H10L11 77H15ZM19 73V71H18ZM32 73V71H31ZM35 73V72H34ZM49 73V74H48ZM76 73V72H74ZM74 73L72 74V72L70 74H72L74 76ZM87 74H89L88 72H86ZM91 73H93L91 71ZM102 73V72H101ZM104 73V72H103ZM106 73V72H105ZM104 73V74H105ZM116 73V72H115ZM160 73V72H158ZM190 73V72H189ZM188 73V74H189ZM206 74L207 71L205 72ZM219 73V72H218ZM21 74V73H20ZM22 74V75H23ZM61 74V73H60ZM83 74V72H82ZM94 74V73H93ZM169 74V73H168ZM166 74V75H168ZM205 74V75H206ZM210 74V73H209ZM212 74V73H211ZM215 74V73H214ZM1 75V74H0ZM6 75V74H5ZM17 75V74H16ZM28 75H30V73L28 72ZM42 75V74H41ZM44 75V74H43ZM57 75V74H56ZM55 75V76H56ZM59 75V74H58ZM57 75V76H58ZM62 75H63V72H62ZM61 76H58V77H62ZM65 75V74H64ZM72 75H68L69 77H71ZM78 75V74H77ZM76 75V76H77ZM84 75V74H83ZM96 75V74H94ZM101 77H102V74H100ZM108 75V74H107ZM109 75H114L115 74H109ZM118 75V74H117ZM159 75V74H158ZM195 75V76H196ZM204 74H199L197 79L199 80V77L200 79L202 78ZM221 75V74H219ZM4 76V75H3ZM33 76V73L32 75ZM82 76V75H81ZM81 79H84L83 77H81ZM90 78L93 77V80L95 79L94 76H91L89 75ZM86 77V78H89ZM106 76V75H105ZM114 76H111L112 79H114L113 77ZM129 76V75H128ZM127 76V77H128ZM170 76V75H169ZM215 77L217 75H214ZM7 77V76H5ZM19 77V76H18ZM17 77V78H18ZM24 77V75H23ZM30 77V76H29ZM39 77V76H38ZM46 77V76H45ZM51 77V76H50ZM52 76V79L56 78ZM65 77V76H64ZM100 77V76H99ZM204 77V76H203ZM207 77V76H205ZM211 76L209 75L208 79L210 78ZM215 77H213L215 79ZM16 78V77H15ZM16 78V79H17ZM21 78V77H20ZM26 78V77H25ZM24 78V79H25ZM31 78V77H30ZM29 78V79H30ZM40 78V77H39ZM86 78H85V81H86ZM108 78V76H107ZM129 78V77H128ZM134 78V77H133ZM136 78V77H135ZM138 78V77H137ZM218 80H219V77L217 76ZM14 79V78H13ZM28 78H26L27 80ZM37 80V78H35ZM34 79V80H35ZM49 79V77H48ZM63 79V82H64V78L62 77ZM71 81H73L72 78H70ZM109 79V78H108ZM111 79V80H112ZM124 79V77H123ZM127 79V78H126ZM145 79V78H144ZM143 79V80H144ZM161 78L157 79L159 82ZM165 79V78H164ZM162 78V80H164ZM206 79V78H205ZM205 79L203 82H205ZM7 80V78L5 79ZM33 80V81H34ZM43 80H46V79H43ZM50 82H51V79H49ZM55 80V79H54ZM56 80H60V79H56ZM67 80V79H66ZM75 80V79H74ZM80 80V79H79ZM90 80V79H89ZM86 81V82H91V81ZM102 80V79H101ZM105 80V79H104ZM120 80V79H119ZM128 80V79H127ZM135 80V79H134ZM194 80H196V78H194ZM203 80V78H202ZM201 80V81H202ZM217 80V79H216ZM216 80H211L212 81H216ZM256 80H258V82L256 83V85H254L253 83L256 82ZM20 81V80H19ZM32 81V82H33ZM40 81V80H39ZM42 81V80H41ZM40 81V82H41ZM47 81V80H46ZM68 80V82H71ZM85 81H82V82H85ZM97 81V80H95ZM94 81V82H95ZM100 81V80H99ZM98 81V82H99ZM121 81H122V78H121ZM129 81H130V78H129ZM139 82V80H137ZM23 82V81H22ZM21 81L19 83L23 84ZM30 81V83H32ZM35 82V81H34ZM40 82H35L33 84H36L37 83V86L39 87L40 85H38V83L40 84ZM44 82V81H43ZM57 82V81H55ZM54 82V83H55ZM59 82V81H58ZM66 82V81H65ZM76 82V81H75ZM77 82H80V81H77ZM93 82V83H94ZM98 82H95V84H99ZM111 82V81H110ZM114 82H116V80L114 79ZM123 82V81H122ZM132 82V81H131ZM138 82H135L137 84H139ZM141 82V81H140ZM149 82V81H148ZM171 82V81H169ZM195 82L197 81H194L193 83L195 84ZM19 83L18 84H13L12 85V89H14V91H17L20 90L19 88ZM47 83V82H46ZM49 83V81H48ZM51 82V84H54ZM61 83V81H60ZM67 83V82H66ZM92 83V82H91ZM91 83H90V86H91ZM92 83V85H93ZM101 83V82H100ZM113 83V82H112ZM125 83V82H124ZM134 83V82H133ZM156 83V81L154 82ZM158 83V82H157ZM162 83H165L162 81ZM199 83V81L197 82V84ZM25 84V83H24ZM44 84V83H43ZM57 84V83H56ZM69 84V83H68ZM66 85V86H62L63 88L69 86V85ZM75 84V83H74ZM80 87L81 84L83 83H77ZM86 84V83H85ZM104 84V83H103ZM117 83H115V86H116ZM119 84V83H118ZM117 84V85H118ZM135 84L134 86L136 87ZM145 84V83H144ZM152 84V82H151ZM160 84V83H158ZM202 84V82H201ZM206 84L203 83V85ZM214 84V83H213ZM29 85V84H28ZM31 85V84H30ZM29 85V87H30ZM45 85V84H44ZM59 86V84H57ZM61 85V84H60ZM84 85V84H83ZM89 85V84H87ZM102 85V84H100ZM110 85V83H109ZM120 85V84H119ZM129 85V84H128ZM133 85V84H132ZM143 85V83H142ZM141 85V86H142ZM25 86V85H24ZM35 86V85H34ZM42 86V84H41ZM48 86V85H47ZM72 86V84H71ZM69 86V87H71ZM79 86L77 87L76 90H79ZM85 86V85H84ZM108 86V85H107ZM112 86V85H110ZM114 86V85H113ZM114 86V87H115ZM127 86V85H126ZM130 86H131V83H130ZM130 86L128 87H124V91H125V94H127L128 96L130 95V93L132 92H135L133 89L130 88ZM144 86V85H143ZM151 86V85H150ZM161 86V85H160ZM165 86V85H164ZM196 87V84L194 85ZM205 86V85H204ZM203 86V87H204ZM26 87V86H25ZM27 87V88H29ZM32 87V86H31ZM45 87V86H44ZM87 87V86H85ZM93 87V86H92ZM162 87V86H161ZM46 88V87H45ZM44 88V89H45ZM89 88V87H87ZM97 88V87H96ZM121 88V86L118 87V89ZM139 88V87H138ZM151 88V87H150ZM155 88L152 86V89ZM157 88V86H156ZM173 88V87H172ZM194 88V87H193ZM192 88V89H193ZM198 88H201V87H198ZM206 88V87H205ZM208 88V87H207ZM2 89V88H1ZM56 89V88H55ZM71 89V88H70ZM74 89V88H72ZM136 89V88H135ZM160 89V88H159ZM211 89V88H209ZM3 90V89H2ZM66 90V89H65ZM143 90V89H142ZM155 90H158V89H154ZM176 90V89H175ZM195 90V88H194ZM198 90V89H197ZM7 91V90H6ZM31 91V90H28V92ZM39 91V89H38ZM43 91V90H42ZM46 91V90H45ZM87 91V90H86ZM107 91H110L107 87H104L102 90H99L98 93L97 91L93 88L91 94L93 93H96L97 95L96 96H91V97H88V98H93V100H96L98 99L99 97H103L105 95L107 96H113L116 100L118 99L114 94H113V91L111 92H107ZM153 91V93H154ZM164 91V90H163ZM161 90V92H163ZM182 91V90H181ZM191 91V90H190ZM196 91V90H195ZM204 91V90H203ZM1 92V91H0ZM12 92V91H11ZM21 92V90H20ZM19 92V93H20ZM27 92V93H28ZM30 93V92H29ZM63 94H67L69 95L70 93L68 91H65V92H62ZM141 93V92H140ZM158 93V92H157ZM168 92H166L167 94ZM178 93V92H177ZM181 93V92H180ZM194 93V92H193ZM18 94V93H17ZM62 94V96H63ZM156 94V93H155ZM161 94V93H160ZM176 94V93H174ZM195 94V93H194ZM19 95V94H18ZM29 95H32V94H29ZM47 95V94H46ZM71 95V94H70ZM139 95V94H138ZM192 95V94H191ZM196 95V94H195ZM21 96V94H20ZM126 96V95H125ZM141 96V95H140ZM148 96V95H147ZM24 97V96H23ZM66 97V96H65ZM136 97V95H135ZM139 96H137L138 98ZM186 97V96H185ZM56 98V97H55ZM133 98V97H132ZM165 98V97H164ZM168 97H166L167 99ZM27 99V98H25ZM32 99V98H31ZM35 99V98H34ZM65 99V98H64ZM71 99V98H70ZM75 99V98H74ZM140 99L142 100V105L143 104H146L147 101L146 99L143 97H140ZM30 100V99H29ZM67 100V99H66ZM66 100L64 101L65 104H66ZM79 100V99H78ZM101 100V99H99ZM115 100V102H116ZM127 100V99H126ZM160 100V99H159ZM175 100V99H174ZM5 102L9 101V100H3ZM25 101V100H24ZM61 101V100H59ZM91 101V100H90ZM89 101V102H90ZM98 101V100H97ZM106 101V100H105ZM108 101V100H107ZM121 101V100H120ZM130 100H128L129 102ZM11 102V101H9ZM37 102V101H36ZM62 101V103H64ZM76 102V101H75ZM84 102V101H83ZM95 102V101H94ZM93 102V103H94ZM99 102V101H98ZM101 102H104V101H101ZM118 102V101H117ZM133 102V101H132ZM131 102V103H132ZM134 102L135 103H139L136 101V99H134ZM152 102V101H151ZM156 102V101H155ZM159 102V101H158ZM157 102V103H158ZM165 102V100L163 101ZM181 102V101H180ZM4 103V102H3ZM1 104V106H3L4 104ZM28 103V102H26ZM34 103V102H33ZM56 103V102H55ZM78 103V102H77ZM76 103V104H77ZM92 103V102H90ZM89 103V104H90ZM100 103V102H99ZM108 103V102H106ZM130 103V102H129ZM130 103V104H131ZM166 104L168 102H165ZM171 103V101H170ZM178 103V102H177ZM10 104V103H9ZM38 104H41L42 106V103H38ZM61 104V103H60ZM73 104V103H72ZM120 104V103H119ZM122 104V103H121ZM163 104V103H161ZM192 104V105H191ZM26 105V104H25ZM49 103L45 104L42 106V107H48L49 109ZM51 105V104H50ZM54 105V104H53ZM57 105V104H56ZM55 105V106H56ZM84 105V104H83ZM86 105V104H85ZM111 105V103H110ZM113 105V104H112ZM118 105V104H117ZM123 105V104H122ZM129 109L133 112H140V114H142L143 116H146V112L141 110L139 105L136 106V107H131L132 105H129V104H126ZM126 105H123L125 107H127ZM136 105V104H134ZM150 105V104H147V106ZM157 105V104H156ZM180 105V104H179ZM182 105V104H181ZM12 106V105H11ZM89 107H86V106H82V107H86V108H83L82 111H78L77 109H74V111H72L71 109H69L67 106H63V107H60L59 106L57 107L58 109L56 110L57 112H50L52 111L53 109H49L47 110V112L49 111V116H48V113H46V111H41L43 112L42 113H37L38 112V109L35 108L34 106H32L33 108V112H36L37 115L39 114V116H37V120H36V115H35V120L36 121H33V120H29L30 121V124L29 122H23V125H25L24 127H20V128H25V127H28L29 130H27L28 128H25V130H23L19 135L20 136V140L22 141V139H26L27 141H25L24 143L21 144V148L18 149L19 153H17L16 155V160L13 159L12 161L10 162H17L19 163L23 168L22 169H25V168H28V170L30 169L29 166L31 165L33 170H30L29 172L33 171L34 173V177L33 178V182H29L26 178V176L23 177L26 178V181H23L21 180V183H27L29 184L28 187L26 188V191L24 192V195L21 197L20 201L22 204L25 205V208L27 209L28 208V211H27V214L24 216L23 214H20V212L18 213H14L16 212V209L18 208H15V206H17L18 204H15V206H12L10 211L12 212L11 216L8 217V225L7 227L9 229H13L11 231H9L8 235L6 236V238H0V250L1 249H5L7 252L8 250H25L26 247L27 248H30V249H35L37 248L38 251H42V248L41 246L44 245V242L45 243H48L46 242L48 239H50L51 237L53 238H56V237H62L63 239H71L74 234L76 233H79V235L81 234H85L86 231L83 230L82 231H74L72 230L73 227H69V226H72L75 221H81L83 219H85V217L89 216V215H92V214H101L102 213V210L105 208L104 207V203L106 201H108V199L106 201H104V203L102 202V197L101 194L100 196L98 195L97 197H100L99 199L97 200H94V199H90L88 197H91L90 195H86L87 193L83 192V195L79 196L78 198H71L70 195L75 191L74 189L70 188V187H66V181H67V177L69 174L67 175H64L65 172H68V171H65L64 173H57L56 171H46L44 173L40 172L41 170H43L42 168L44 166H46V163L41 161V155H40V152L43 151L42 150V147L41 146H32L31 145V142L33 140H37V142L39 141H43L46 139H49L51 140L52 142L55 143V140H61L63 142V144L65 143V145L67 147H64L65 150L66 148H73V149H76V147L80 148V146L76 143L78 142H85L87 140H92V138H95V130H99V129H104L103 126H107L106 123L104 124L103 122L101 123L100 122V118L103 119V117L105 116L106 119H113L112 120V123H118L121 122L122 120V117L121 115H119V117H115L113 114L111 117H110V112L109 110L106 109L105 106H103L102 104H96L92 107H90V105H88ZM122 106V107H123ZM143 106H146V105H143ZM152 106V105H150ZM158 106V105H157ZM159 106L161 107L162 105L159 104ZM167 106V105H166ZM5 107V105L3 106ZM10 107L7 103V108ZM22 107V106H21ZM27 107H29L27 105ZM26 107V108H27ZM120 107V105H119ZM127 107V108H128ZM156 107V106H155ZM154 107V109H155ZM159 107V108H160ZM6 108V107H5ZM13 108H14V105H13ZM12 108V109H13ZM24 108V109H26ZM126 108V109H127ZM152 108V107H151ZM168 108V106H167ZM4 109V108H3ZM9 109V108H8ZM11 109V108H10ZM43 109V108H42ZM120 109V108H119ZM150 109V108H149ZM161 109V108H160ZM164 109V108H162ZM166 109V108H165ZM165 109H164V112H165ZM5 110V109H4ZM7 110V109H6ZM21 110V109H20ZM45 110V109H43ZM121 111L123 110V112L125 111V108L124 109H120ZM147 110V109H145ZM169 110V109H168ZM13 112H15L16 110H12ZM40 111V110H39ZM54 111V110H53ZM77 111V112H75ZM127 111V110H126ZM153 112L156 113V111L152 110ZM160 111V110H159ZM167 111V110H166ZM196 111V112H197ZM5 112V111H4ZM120 112V111H119ZM118 112V113H119ZM130 112V111H129ZM150 112V111H149ZM158 112V111H157ZM163 112V110L161 111ZM193 112V110H192ZM195 112V113H196ZM11 113V112H10ZM48 117H46V114ZM114 113V112H113ZM128 113V112H127ZM154 113V114H155ZM159 113V112H158ZM166 113V112H165ZM1 114V113H0ZM4 114V113H2ZM8 114V113H7ZM6 114V115H7ZM28 114V113H27ZM35 114V113H33ZM40 114L42 115V117H40ZM44 114H45V117H44ZM117 114V113H116ZM153 114V113H151ZM161 114V113H160ZM164 114V113H163ZM189 114V113H188ZM187 114V115H188ZM197 114V116H198ZM14 115V113H13ZM109 115V116H108ZM134 115V114H133ZM193 115V114H192ZM196 115V114H195ZM11 116V114L9 115ZM18 115H16L15 117L17 118ZM26 116V115H25ZM130 116V114H129ZM150 116V115H149ZM158 115H155V116H152V117H156ZM2 117V116H1ZM19 117V116H18ZM21 117V116H20ZM31 117V116H30ZM191 117V115H190ZM11 118V117H10ZM14 118V117H13ZM11 118V119H13ZM126 118H129V117H126ZM132 118V116L130 117ZM139 118V117H138ZM137 118V120H138ZM157 118V117H156ZM194 118V117H193ZM200 118V117H199ZM3 119V118H1ZM4 119H9L8 118H4ZM30 119V118H29ZM33 119V118H32ZM121 119V120H120ZM133 119H135L133 117ZM196 119V118H194ZM192 119V120H194ZM10 120V119H9ZM18 120V119H17ZM26 120V119H25ZM136 120V121H137ZM191 120V118H190ZM13 121V120H11ZM16 121V119H15ZM125 121V120H123ZM127 121V120H126ZM134 121V120H133ZM132 121V123H134ZM189 121V120H188ZM187 121V122H188ZM3 122V121H1ZM5 122V121H4ZM131 122V121H130ZM130 122H127V123H130ZM139 122H141L139 120ZM145 122V121H144ZM147 122V121H146ZM17 123V122H16ZM20 123V122H18ZM37 123V125H36ZM124 123V122H123ZM137 123V122H136ZM189 123V122H188ZM195 123V122H194ZM196 123H198V119L196 120ZM7 124V123H6ZM29 124V125H27ZM40 124L43 128H46V132L49 131V132H45L42 128H39L37 127L35 129V126H40L38 125ZM108 124V123H107ZM110 124V123H109ZM122 124V123H121ZM1 125V124H0ZM4 125V124H3ZM27 125V126H26ZM148 125V124H147ZM190 125V124H189ZM118 126V125H117ZM135 126V125H134ZM32 127H34L32 129ZM124 127V126H123ZM132 127V126H131ZM3 128V127H1ZM7 128V127H6ZM110 128V127H109ZM182 128V127H181ZM14 129V128H13ZM16 129V128H15ZM95 129V130H93ZM3 130V129H2ZM17 130V129H16ZM22 130V129H21ZM20 131V130H19ZM18 131V132H19ZM25 131V132H24ZM122 131V130H121ZM130 131V130H128ZM105 132H108L110 133L111 131L110 130H105ZM118 132V131H117ZM141 132V131H140ZM150 132V131H149ZM3 133V132H2ZM16 133V132H15ZM114 133V132H113ZM120 133V132H119ZM118 133V134H119ZM11 134V133H10ZM18 134V133H17ZM15 134V135H17ZM3 135V134H2ZM50 138H49V136ZM98 135V134H97ZM96 135V136H97ZM113 135V134H112ZM137 135V134H136ZM142 135V134H141ZM161 135V133H160ZM5 136V135H4ZM115 136V135H114ZM117 136V134H116ZM144 136V135H143ZM3 137V136H1ZM0 137V138H1ZM11 137V136H10ZM54 137V138H53ZM112 137V136H111ZM137 137V136H136ZM4 138V137H3ZM6 138V137H5ZM15 138V137H14ZM161 138V137H160ZM159 138V139H160ZM18 139V138H17ZM29 139V140H28ZM114 139V138H113ZM119 139V138H118ZM117 139V140H118ZM186 139V138H184ZM195 140H199L201 146L200 147H197L194 145V141ZM7 141V140H5ZM18 141V140H17ZM50 141V142H51ZM60 141V143H61ZM119 141V140H118ZM161 141V140H160ZM10 142V141H9ZM14 142V141H13ZM20 142V141H19ZM116 142V141H114ZM8 143V142H6ZM46 143V142H45ZM57 143V141H56ZM118 143V142H117ZM2 144V143H1ZM10 144V143H9ZM14 144V143H13ZM12 144V145H13ZM18 144V143H17ZM58 146L61 145L59 143H57ZM133 144V143H132ZM199 144V145H200ZM229 144H231L233 146V149L230 151L229 150ZM4 145V144H2ZM102 145V144H101ZM120 145V143L118 144ZM146 145V144H145ZM198 145V146H199ZM9 145H7L8 147ZM18 146V145H17ZM52 146V144H51ZM123 146V145H122ZM140 146V145H139ZM149 146V145H148ZM147 146V147H148ZM15 147V146H14ZM61 147V146H60ZM132 147V146H131ZM146 147V148H147ZM151 147V146H150ZM1 148V147H0ZM6 147L4 146L3 149H5ZM11 148V147H9ZM13 148V147H12ZM11 148V149H12ZM49 148V147H48ZM47 148V150H48ZM143 148V147H142ZM8 149V148H7ZM145 149V148H144ZM56 150V149H55ZM60 150V149H59ZM57 150V151H59ZM3 151V150H2ZM9 150H7L8 152ZM53 151V150H52ZM56 151V152H57ZM99 151H104V150H99ZM149 151V150H148ZM4 152V151H3ZM16 151L14 150V154ZM48 152V151H47ZM145 152V151H144ZM9 153V152H8ZM12 153V150L10 151L9 155ZM45 153V152H43ZM61 153V152H60ZM60 153L58 152L59 156H60ZM66 153V152H65ZM69 153V152H68ZM67 153V154H68ZM4 154H6V152H4ZM2 153V155H4ZM46 154V153H45ZM57 154V153H56ZM57 155H50L49 156H44L45 160H49L48 162H53V158L55 159ZM148 154V153H147ZM1 155V153H0ZM48 155V153H47ZM115 155V154H114ZM12 156V155H11ZM62 157H65V156H62ZM61 157V158H62ZM73 157H77V156H73ZM88 157V155H87ZM110 157V161H111V155L109 156ZM7 158V157H6ZM58 158V157H57ZM60 158V157H59ZM66 158L67 155H66ZM66 158H63L64 159V163L62 164H65V162H67V160L69 159L70 160V156L68 159ZM72 158V157H71ZM2 160H4V158H1ZM12 159V158H11ZM66 159V161H65ZM9 160V159H8ZM62 160V159H61ZM72 161L74 160V158L71 159ZM78 160L79 158L77 159V162L78 163ZM1 161V160H0ZM104 161V160H103ZM106 161V160H105ZM160 161V160H159ZM71 162V161H70ZM86 161H81V163H83ZM9 163V162H8ZM13 163H9L7 164V167H9L10 165L12 166ZM56 163V161L54 162ZM59 163V161H58ZM57 163V164H58ZM84 163V164H85ZM110 163V162H108ZM5 164V163H4ZM61 164V162H60ZM75 162H72L71 165H74ZM80 164V163H78ZM107 164V163H106ZM104 164V165H106ZM15 165V164H14ZM18 165V164H16ZM71 166L70 164L67 163V165L65 166L66 167H69ZM77 164H75L76 166ZM103 165V166H104ZM110 165V164H109ZM59 166V165H58ZM62 166V165H60ZM108 166V165H106ZM105 166V167H106ZM111 166V165H110ZM1 167V166H0ZM14 167V166H13ZM12 167V168H13ZM17 167V166H16ZM112 167V166H111ZM11 168V167H10ZM63 168V167H62ZM107 168V167H106ZM109 168V166H108ZM107 168V170H108ZM5 169V168H4ZM3 169V170H4ZM7 169V168H6ZM15 169V168H14ZM17 169V168H16ZM15 169V170H16ZM21 169V170H22ZM64 169V168H63ZM81 169V168H80ZM13 171V169H11ZM10 170V171H11ZM19 171V169H17ZM16 170V171H17ZM27 170V169H26ZM27 170V171H28ZM46 170V169H45ZM48 170V169H47ZM74 170V169H73ZM76 170V169H75ZM86 170V169H85ZM96 170V169H95ZM160 170V169H159ZM2 171V170H1ZM59 171V170H58ZM70 171V170H69ZM24 172V170L22 171ZM22 172H18L19 173H22ZM76 172V171H75ZM74 172V174H75ZM190 172L191 175H188ZM26 173V172H24ZM39 173V174H38ZM81 173V172H80ZM2 174V173H1ZM0 174V175H1ZM4 174V172H3ZM7 174V173H6ZM4 174V175H6ZM28 174V173H27ZM32 174V173H31ZM38 174V175H37ZM46 174V175H45ZM77 174V173H76ZM90 174V173H89ZM93 174V173H92ZM96 174V173H95ZM106 174V173H105ZM160 174V173H159ZM2 175V176H4ZM11 175V174H10ZM78 175V174H77ZM81 175V174H79ZM78 175V176H79ZM84 175V174H83ZM88 175V174H87ZM111 175V174H110ZM164 175V174H163ZM14 176V175H13ZM13 176H10L12 178L10 179H13L14 177ZM16 176H17V173H16ZM15 176V178H16ZM19 176V175H18ZM17 176V177H18ZM33 176V174H32ZM46 176H49L48 178H51V179H48L46 178ZM85 176V175H84ZM100 176V175H99ZM98 176V177H99ZM102 176V175H101ZM106 176V175H105ZM158 176V175H157ZM1 177V176H0ZM5 177H8L7 179H9V176H5ZM28 177V175H27ZM71 177V176H70ZM97 177V179H98ZM22 178V177H21ZM22 178V179H24ZM46 178V179H45ZM100 178V177H99ZM104 178H107V177H104ZM162 178V176H161ZM6 179V178H5ZM5 179L2 180V177L0 178V180L4 181ZM9 179V180H10ZM89 179V177L87 178ZM95 179V178H93ZM108 179V178H107ZM106 179V180H107ZM16 180V179H14ZM19 179L17 178V182H20L18 181ZM31 180V179H30ZM86 180V179H85ZM103 180V179H102ZM158 180V179H156ZM160 180V179H159ZM13 181V180H12ZM16 181L14 183H16ZM23 181V182H22ZM90 181V179H89ZM94 181V180H92ZM91 181V182H92ZM100 181V180H99ZM98 181V182H99ZM105 181V180H103ZM100 182V183H103ZM5 182V181H4ZM3 182V184H4ZM6 182L8 183V180H6ZM5 182V183H6ZM87 182V181H86ZM97 182V180H96ZM97 182V183H98ZM2 183V182H1ZM4 184L5 186L9 185L12 187L11 185V180H10V184ZM70 183V182H69ZM68 183V184H69ZM95 183V182H93ZM13 184V183H12ZM16 184H19V183H16ZM15 184V185H16ZM96 184V183H95ZM99 184V183H98ZM3 185V186H4ZM4 186V188H5ZM8 186V187H9ZM21 186H23V184H21ZM24 186L26 187V184H24ZM96 186V185H95ZM2 187V186H1ZM10 187V188H11ZM17 187V185H16ZM82 187V185H81ZM88 187V185H86V188ZM90 187V186H89ZM88 187V188H89ZM17 188H21V187H17ZM85 188V186H84ZM94 188V187H93ZM24 189V188H23ZM21 189V190H23ZM91 189V188H90ZM3 190V189H2ZM1 190V191H2ZM5 190V189H4ZM19 190V189H18ZM0 191V192H1ZM83 191V190H81ZM13 192V191H12ZM20 192V191H19ZM4 193V192H3ZM2 194V193H1ZM81 194V193H80ZM79 194V195H80ZM115 194V193H113ZM78 196V194H77ZM103 197H105V194L102 195ZM107 196V194H106ZM4 197V196H3ZM19 197V196H18ZM19 197V198H20ZM72 197H75V196H72ZM92 197H96V196H92ZM91 197V198H92ZM113 198H116V197H113ZM6 199V198H5ZM52 199H55L57 201H52L51 203H49V201H51ZM42 202V203H41ZM109 202V201H108ZM1 203V202H0ZM107 204V203H105ZM109 204V203H108ZM110 207V206H109ZM107 208V207H106ZM106 212H108L109 214V209L107 208ZM18 211V210H17ZM22 211V210H21ZM25 212V211H24ZM38 212L41 213V215H44V217H49V219H51V221L49 220H46L44 218H41V215L38 214ZM10 213V212H9ZM103 214H104V210H103ZM1 215V214H0ZM32 217V218H31ZM101 217V216H100ZM2 218V217H1ZM0 218V219H1ZM3 219V218H2ZM49 222H51L50 224L51 225H47ZM61 222V223H60ZM83 222V221H82ZM80 223V222H78ZM76 225V224H75ZM63 226H68V230H65L63 229ZM67 228V227H66ZM0 229H1V226H0ZM4 230H6L5 228H3ZM53 229V230H52ZM76 229V228H74ZM99 229V228H98ZM102 230V229H101ZM69 231H72L71 233H69ZM97 231V230H96ZM82 232V233H81ZM7 233V231H6ZM103 232L101 231H97V233H95L97 236H99L100 238L103 236L102 234ZM3 234V231L0 230V235ZM5 234V233H4ZM78 236V235H77ZM87 236V235H86ZM71 237V238H70ZM84 237V236H83ZM34 238V239H41V243L40 242H37V243H33L31 241V239ZM43 239V240H42ZM46 239V241H45ZM59 239V238H57ZM62 239V240H63ZM74 239V238H73ZM87 239V237L85 238ZM78 240V239H77ZM76 240V241H77ZM82 240V239H81ZM39 241V240H38ZM85 241V240H83ZM55 242V241H54ZM59 242V241H58ZM64 242V241H63ZM62 243V242H61ZM76 243V242H75ZM78 243V242H77ZM79 244V243H78ZM80 244H81V241H80ZM79 244V245H80ZM84 244V242L82 243ZM128 247H130L129 245V242H126L125 243ZM21 246L20 248H17ZM74 246V245H72ZM71 246V244H66V243H62L61 245H58L56 246L58 252H60V254L58 256H62V254L65 252V254L67 255L68 251H74V249L76 250V248H78L77 246L75 248H73ZM67 249H66V248ZM55 248V247H54ZM53 246H51L50 249H54ZM63 249H64V252H63ZM81 249V248H79ZM16 250V251H17ZM78 250V249H77ZM76 250V251H77ZM31 251V250H30ZM4 252V250H3ZM10 252V251H8ZM13 252V251H12ZM11 252V253H12ZM124 254L127 252L126 249H124ZM20 253V252H19ZM25 253V251H24ZM4 254V253H3ZM16 254V253H15ZM15 254L13 256H15ZM18 254V253H17ZM35 254V253H34ZM64 254V256H65ZM79 254V253H78ZM6 255V253H5ZM38 256V254H36ZM48 256V255H47ZM76 256V255H75ZM3 257V258H2ZM0 257V264H12V261L11 259H9L10 257L9 256H2ZM35 257V256H34ZM153 257V259H152ZM26 259V257H23ZM28 258V257H27ZM36 258V257H35ZM68 259V255L65 257V259ZM41 259V258H40ZM59 260V259H58ZM62 260H64L63 256H62ZM28 261V260H26ZM43 262H44V259H43ZM21 263V262H20ZM47 263V262H46ZM28 264H39V262L36 261V263H34L33 261L32 262H29ZM43 264V263H42ZM133 264V263H132Z\"/></svg>",
    "mask_w": 264,
    "mask_h": 264
},
{
    "label": "water",
    "instance_id": "obj_3",
    "mask_svg": "<svg viewBox=\"0 0 264 264\" xmlns=\"http://www.w3.org/2000/svg\"><path fill=\"white\" fill-rule=\"evenodd\" d=\"M175 264H264V137L205 200Z\"/></svg>",
    "mask_w": 264,
    "mask_h": 264
}]
</instances>
